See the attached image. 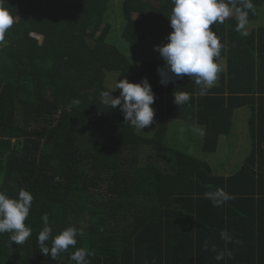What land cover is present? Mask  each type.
<instances>
[{
	"label": "trees",
	"instance_id": "obj_1",
	"mask_svg": "<svg viewBox=\"0 0 264 264\" xmlns=\"http://www.w3.org/2000/svg\"><path fill=\"white\" fill-rule=\"evenodd\" d=\"M112 1L6 0L15 22L0 45V191L15 198L24 189L33 201L31 236L16 245L0 234V264H74L69 253L40 252L45 213L52 237L83 231L70 252L93 251L89 264H264V22L253 26L264 0H252L247 36L235 31L234 14L210 26L224 69L205 96L187 76L161 85L163 59L140 51L167 43L171 0ZM108 8L124 24L118 34L110 24L99 31ZM101 73L115 83L148 79L156 97L149 130L137 132L119 106L104 108L100 92L115 86ZM174 91L190 101L179 107ZM229 135L237 141L226 151ZM142 147L153 150L151 165L137 166ZM226 158H242L232 174L212 163L222 169ZM217 188L233 197L220 207L205 197ZM224 229L242 243L226 244ZM222 250L232 256L218 262Z\"/></svg>",
	"mask_w": 264,
	"mask_h": 264
},
{
	"label": "clouds",
	"instance_id": "obj_2",
	"mask_svg": "<svg viewBox=\"0 0 264 264\" xmlns=\"http://www.w3.org/2000/svg\"><path fill=\"white\" fill-rule=\"evenodd\" d=\"M171 3L173 9L168 19L173 31L166 37L167 43L154 46V50L164 61V66L156 70L160 76L159 83L166 87L169 82L174 83L187 76L198 86L199 95L205 96L214 86L221 71L216 61L224 47L210 26L223 24L234 14L237 20L235 31L247 36L249 11L255 6L252 0H171ZM5 4L6 0H0V45L4 44L6 33L15 22ZM117 89L120 90L119 95L114 97L112 92ZM173 95V102L179 107L191 99L188 92L174 91ZM100 97L105 109H116L119 106L124 120L139 131L154 122L155 112L151 105L156 97L146 77L139 83L129 82L127 78L117 79L114 90L101 91ZM71 104L79 105L80 101L73 99ZM205 197L215 207H220L233 198L220 188L205 193ZM32 201L33 195L24 189H21L15 198L0 191V234L8 233L10 243L22 245L31 236L32 229L26 226L25 221L29 216ZM41 219L44 227L37 237L41 253L45 256L50 255L52 259L69 253V259L74 264H89L87 257L94 255L93 251L79 248L70 252V246L75 248L77 244V236L84 235L82 230L67 227L52 237L48 215L43 214ZM220 238L226 244L242 243L234 240L227 229L221 230ZM49 240L50 247L46 244ZM203 247L204 250H208L207 241ZM212 251L216 252L215 245L212 246ZM226 255L231 258L232 252L219 251L215 260L222 261Z\"/></svg>",
	"mask_w": 264,
	"mask_h": 264
},
{
	"label": "rangeland",
	"instance_id": "obj_3",
	"mask_svg": "<svg viewBox=\"0 0 264 264\" xmlns=\"http://www.w3.org/2000/svg\"><path fill=\"white\" fill-rule=\"evenodd\" d=\"M116 1L118 2V0H113L112 2L115 3V5H118L116 3ZM146 1H148V0H146ZM152 2H155V1L152 0ZM260 18L261 19L258 20L257 23L253 24V26L259 25L260 23H263L264 22V16H261ZM105 24H110L113 27V29L116 31V33L118 34L120 28L123 27L124 24L121 22V20H120V18L118 16L117 9H116V12H111L110 8L107 9V11L105 12V20L103 21V23H101V25L99 27V31L102 30V28L105 26ZM35 38H37V40L39 41V43L42 42V37H40L38 35H35ZM140 51L142 52L143 58H149L150 55H152V52L151 51H153L154 53L157 52V51L154 50V48H149L146 45H141ZM129 54H130V56H133L134 58L136 57L135 54L133 53L132 49L129 50ZM158 55H159V53H158ZM133 62L137 63L136 61H133ZM217 63L220 66L221 69H224V62L223 61H218ZM99 78L104 82V84L106 85L107 88H110L111 89V88H113L115 86V84H114L115 82H114V80H112L111 74L101 73V74H99ZM174 128L175 127H173V125H172L170 127V130L172 131ZM144 130L145 131L149 130L148 126L146 128H144V129H142V131H139L138 130L137 132L143 133ZM178 130H181V129H178ZM237 133L240 134L241 132L240 131H237L236 134ZM174 137H177V138L181 139V135H179V134H174ZM79 139H81L80 141H84L85 140V142H86V148H88L89 150L92 149L93 143L90 142V140L85 139L83 136L79 137ZM224 139L226 141L230 139V142H229V144H228V146L226 148V151H227V149H229V146L230 145L233 148L235 147L237 140H234V137L233 136H230L229 135L228 137H225ZM169 142L172 143V141H169ZM249 142H250V140L249 139H246V144H249ZM199 145H200V142H199ZM244 149L248 150L249 148L246 145V148H244ZM154 157H155V154H153V150L151 148H149V147H142L141 150L139 151V158H137V166L151 165L152 162L155 161V158ZM234 157H236V155H234ZM223 159L224 158L220 159V162L223 161ZM241 159L242 158H228L227 161H229V163L227 162L226 164H223V168L222 169L217 164L218 163L217 161H214L212 163H215L213 165H214V167H216V169H218V171H220V172L223 171L224 174L225 173L226 174H228V173L229 174H232L240 166ZM209 163L211 164V162H209ZM87 168H88V166H86L84 168L85 169V172H86ZM87 173H88V171H87ZM105 180H107V179L105 178ZM106 182L107 181L101 182V187L103 189H105V187L107 185ZM88 196H89V199L90 200L92 198H94L93 197L94 194L92 192Z\"/></svg>",
	"mask_w": 264,
	"mask_h": 264
},
{
	"label": "crops",
	"instance_id": "obj_4",
	"mask_svg": "<svg viewBox=\"0 0 264 264\" xmlns=\"http://www.w3.org/2000/svg\"><path fill=\"white\" fill-rule=\"evenodd\" d=\"M264 148V147H263Z\"/></svg>",
	"mask_w": 264,
	"mask_h": 264
}]
</instances>
